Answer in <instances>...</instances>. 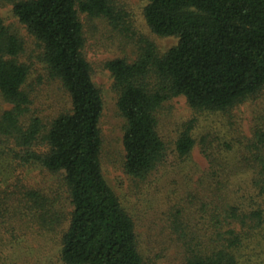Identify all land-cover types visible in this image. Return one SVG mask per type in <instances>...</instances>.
<instances>
[{"label": "trees", "instance_id": "16d2710c", "mask_svg": "<svg viewBox=\"0 0 264 264\" xmlns=\"http://www.w3.org/2000/svg\"><path fill=\"white\" fill-rule=\"evenodd\" d=\"M143 1L152 34L176 37L179 43L160 55L156 45L145 40L136 61L116 59L106 65L126 120L123 172L137 190L154 184L168 156L158 121L165 103L184 97L195 112L226 113L264 90V0ZM7 6L33 45L0 16V97L11 106L0 112V137L24 149L25 164L63 176L70 218L58 199L39 191L27 192L22 200L43 225L54 228L69 222L61 252L65 264H156L148 258L153 244L142 250L137 222L102 167L105 104L85 54L80 14L105 19L120 31L122 15L114 0H0V8ZM48 86L62 100L51 112L38 104L41 89ZM64 99L69 103L63 107ZM195 144L188 127L175 142V153L187 160ZM36 146L47 150H30ZM244 153L242 167L236 169L252 174L249 186L257 194L248 210L240 209L228 193L232 182L226 164L206 153L211 159L210 187L201 204L206 215L212 209L216 230L224 220L247 227L260 225L264 218L263 130L249 140ZM176 217L175 231H184ZM232 234L235 239L216 232L223 244L210 251L189 245L180 264H238V237ZM172 247L166 244L162 254L168 256Z\"/></svg>", "mask_w": 264, "mask_h": 264}, {"label": "rangeland", "instance_id": "374dc122", "mask_svg": "<svg viewBox=\"0 0 264 264\" xmlns=\"http://www.w3.org/2000/svg\"><path fill=\"white\" fill-rule=\"evenodd\" d=\"M114 4L122 15L120 31L113 30L105 19L82 13L80 19L87 39L85 54L105 104L100 122L104 140L103 173L122 205L134 216L142 250L152 243L154 250L148 254L149 259L156 264L175 261L180 264L189 245H194L196 250L210 251L223 244L216 240V232L225 239H235L232 234L235 232L238 244L234 252L238 264H264V218L260 225L254 222L247 227L224 220L216 230L212 209L207 216L201 204L210 187L207 177L211 172V159L206 153L226 164V175L231 176L232 182L228 193L240 209L248 210L256 202L257 194L249 186L252 174L236 167H242L249 140L258 130L264 131V90L226 113L195 112L184 97L165 103L158 121L168 156L156 171L154 184L135 189L123 172L126 120L118 109V92L106 65L116 59L136 61L145 40L154 43L158 53L164 55L178 45L179 39L152 34L144 17L146 1L114 0ZM0 16L33 45L25 28L15 18L12 6L0 8ZM54 89L49 86L41 89L40 98L38 96V104L45 105L49 112L62 104L57 94L51 93ZM48 93L55 101L52 102ZM67 103L69 99H64L63 107ZM9 108L11 106L0 97V112ZM188 127L196 144L186 160L175 153V142ZM30 150L44 153L47 149L36 146ZM23 154V148L0 137V264H65L61 252L69 222L54 228L43 225L36 211L22 200L27 192L39 191L48 198L58 199L69 219L72 207L63 176L52 174L37 164H25L21 159ZM176 216H180L177 227L184 226V231H175ZM171 243L173 247L168 256L162 254L165 245Z\"/></svg>", "mask_w": 264, "mask_h": 264}]
</instances>
